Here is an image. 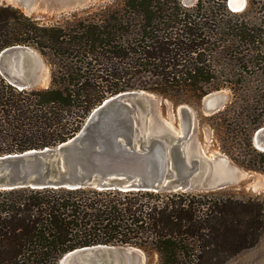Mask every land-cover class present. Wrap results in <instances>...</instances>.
Segmentation results:
<instances>
[{
    "label": "trees",
    "instance_id": "trees-1",
    "mask_svg": "<svg viewBox=\"0 0 264 264\" xmlns=\"http://www.w3.org/2000/svg\"><path fill=\"white\" fill-rule=\"evenodd\" d=\"M246 1L234 13L227 0H105L52 25L0 4V52L33 48L50 67L44 88L18 90L0 74V156L67 141L121 92L228 89L250 94V111L232 101L205 119L234 165L264 174L252 143L264 126V0ZM223 190H0V264H59L96 245L136 248L146 264H225L264 235V203Z\"/></svg>",
    "mask_w": 264,
    "mask_h": 264
},
{
    "label": "water",
    "instance_id": "water-1",
    "mask_svg": "<svg viewBox=\"0 0 264 264\" xmlns=\"http://www.w3.org/2000/svg\"><path fill=\"white\" fill-rule=\"evenodd\" d=\"M236 1V0H233ZM32 10L33 0H0ZM242 10L230 5L231 12ZM37 61L27 47L0 52V74L18 90L40 85ZM203 113L212 115L226 96L212 92L203 98ZM152 95L143 91L116 94L94 108L81 130L52 148L0 156V190L15 188L119 189L122 191L207 192L222 190L238 180L227 159L208 157L194 139L192 111L179 108L181 130L167 122L154 124ZM264 153V126L252 138ZM144 254L128 246L96 245L66 254L59 264H144Z\"/></svg>",
    "mask_w": 264,
    "mask_h": 264
},
{
    "label": "rangeland",
    "instance_id": "rangeland-1",
    "mask_svg": "<svg viewBox=\"0 0 264 264\" xmlns=\"http://www.w3.org/2000/svg\"><path fill=\"white\" fill-rule=\"evenodd\" d=\"M104 1L105 0H33V7L29 12H26L21 6L14 5L12 3L9 4L4 2V4L20 9L24 15L33 17L43 24L52 25L65 18H69L72 15H76L78 17L84 16L86 13L92 12L94 8L102 4ZM196 2L197 0H181V3L186 7H191L195 5ZM243 11L238 13H242ZM28 49L34 52V57L37 61L36 77L42 80L40 85H33L29 88L47 87L49 85L50 78V67L48 62L33 48ZM222 69L223 68L221 67H217L216 71H220ZM230 69L236 72L239 71L238 68L232 67ZM143 92L145 94L152 95L154 98V102L151 105V112L153 114L155 125H158L160 122H167L173 130L180 132L181 120L178 113L179 108L186 106L192 111L194 118L193 132L196 145L202 148L208 157H213L216 154L223 155L229 162V165L235 169L234 174L238 181L226 187L225 190L222 189L225 196L233 197L239 200L259 199L260 202L264 203V174L258 172H247L237 167L220 151L215 132L212 128L214 123L205 119L206 117L214 114L206 115L203 113V98L206 94H154L146 91ZM220 92L226 96L223 108L234 101L235 104L233 105V111H244L245 109L250 111V100L241 101V99H244L246 96L250 97V94H232L228 89H222ZM109 97L110 96L107 98ZM144 264H146V258ZM225 264H264V235L253 247L240 252L235 257L228 260Z\"/></svg>",
    "mask_w": 264,
    "mask_h": 264
},
{
    "label": "bare ground",
    "instance_id": "bare-ground-1",
    "mask_svg": "<svg viewBox=\"0 0 264 264\" xmlns=\"http://www.w3.org/2000/svg\"><path fill=\"white\" fill-rule=\"evenodd\" d=\"M232 3H230V5L234 8H237L238 10H242L243 8V0H236V1H233L231 0Z\"/></svg>",
    "mask_w": 264,
    "mask_h": 264
}]
</instances>
